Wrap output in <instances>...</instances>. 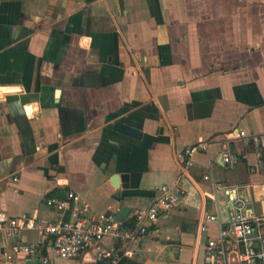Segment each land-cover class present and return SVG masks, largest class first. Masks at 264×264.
Listing matches in <instances>:
<instances>
[{"label":"crops","instance_id":"0c3cea01","mask_svg":"<svg viewBox=\"0 0 264 264\" xmlns=\"http://www.w3.org/2000/svg\"><path fill=\"white\" fill-rule=\"evenodd\" d=\"M116 121L143 138L115 132ZM239 130L264 135V0H0V213L49 224L129 208L136 224L159 188L181 185L179 207L126 264H206L220 232L207 217L234 214L236 188L264 216V174L249 172L256 158ZM200 141L209 150L185 170ZM226 149L247 159L228 167ZM115 174L129 175L120 194ZM70 192L81 198L71 210L47 205ZM11 248L0 234V264Z\"/></svg>","mask_w":264,"mask_h":264},{"label":"built area","instance_id":"2783aa9c","mask_svg":"<svg viewBox=\"0 0 264 264\" xmlns=\"http://www.w3.org/2000/svg\"><path fill=\"white\" fill-rule=\"evenodd\" d=\"M236 138L247 146L253 147L255 164L249 169L251 174H264V135H249L237 131ZM211 144L200 141L184 152V169L193 164L196 154L207 152ZM247 155H240L226 149L222 161L228 167H234ZM209 180V177H205ZM236 188V197L231 206L234 214L224 218L208 216V222H219L220 232L217 238L208 239L205 246L206 264H264V216L249 211L247 197ZM160 196L150 207L136 212V224L133 229L125 230L118 214L107 212L99 215H77L72 219H59L43 224L27 217H9L0 213V234L12 242L9 253H4L8 264L16 258L27 261H40L53 264V256L72 259L83 255L86 264H126L134 256L132 246L138 243L148 232L160 215H170L176 210L186 194L181 185L159 188ZM218 191L208 198L215 201ZM81 198L70 192L63 199H48L47 205L58 211L67 212L80 203ZM25 230L41 231L44 241L38 244L23 243L19 240ZM204 230V228H203ZM106 240L112 241V247H104Z\"/></svg>","mask_w":264,"mask_h":264},{"label":"water","instance_id":"95a60500","mask_svg":"<svg viewBox=\"0 0 264 264\" xmlns=\"http://www.w3.org/2000/svg\"><path fill=\"white\" fill-rule=\"evenodd\" d=\"M113 130L125 137H129L135 140H141L143 138V131L133 127L129 124H126L121 121H116L113 125ZM129 181V175L127 174H115L111 178V182L114 186V188L117 190V193H121V184L126 183ZM130 214V209L129 208H123L119 215L118 219L120 222H124Z\"/></svg>","mask_w":264,"mask_h":264},{"label":"trees","instance_id":"16d2710c","mask_svg":"<svg viewBox=\"0 0 264 264\" xmlns=\"http://www.w3.org/2000/svg\"><path fill=\"white\" fill-rule=\"evenodd\" d=\"M124 226H129L130 228L133 227L135 225V222H131L130 224H128L126 221L122 223ZM130 264V263H128Z\"/></svg>","mask_w":264,"mask_h":264}]
</instances>
